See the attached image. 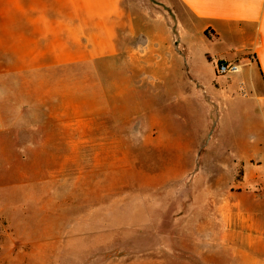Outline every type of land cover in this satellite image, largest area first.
I'll return each instance as SVG.
<instances>
[{
  "label": "rangeland",
  "instance_id": "374dc122",
  "mask_svg": "<svg viewBox=\"0 0 264 264\" xmlns=\"http://www.w3.org/2000/svg\"><path fill=\"white\" fill-rule=\"evenodd\" d=\"M147 2L177 23L172 8ZM220 51L208 47L198 64L216 72L229 62L216 61ZM139 66L125 52L0 78L11 132L0 154V264H264V245L250 249L237 207L223 206L243 176L224 151L254 137L257 115L238 114L242 102L210 109L177 93L175 70L154 81ZM61 76L69 84L53 81Z\"/></svg>",
  "mask_w": 264,
  "mask_h": 264
},
{
  "label": "crops",
  "instance_id": "0c3cea01",
  "mask_svg": "<svg viewBox=\"0 0 264 264\" xmlns=\"http://www.w3.org/2000/svg\"><path fill=\"white\" fill-rule=\"evenodd\" d=\"M157 1L172 8L177 23L147 0H0V78L128 52L154 81L175 70L177 93L184 98L201 97L210 109L225 102L244 103L238 114H255L259 121L250 127L254 137L238 139L224 151L243 168V176L238 180L242 192L231 190L223 206L225 211L229 207L228 213L237 207L243 230L249 229L248 247L259 248L264 245V0ZM208 47L221 48L213 55L216 61L244 65L230 76H217L198 64V57H212ZM227 48L237 49L241 57L225 53ZM176 57L177 66L171 62ZM198 89L207 90L208 96H199ZM10 134L0 98V154ZM251 187L259 192H247ZM246 197L253 199L252 206ZM232 200L237 204L230 205ZM228 219L223 224L229 225ZM224 232L229 241L231 231Z\"/></svg>",
  "mask_w": 264,
  "mask_h": 264
},
{
  "label": "built area",
  "instance_id": "2783aa9c",
  "mask_svg": "<svg viewBox=\"0 0 264 264\" xmlns=\"http://www.w3.org/2000/svg\"><path fill=\"white\" fill-rule=\"evenodd\" d=\"M238 63L218 61L216 62V72L220 76L229 75L238 72L240 69Z\"/></svg>",
  "mask_w": 264,
  "mask_h": 264
},
{
  "label": "trees",
  "instance_id": "16d2710c",
  "mask_svg": "<svg viewBox=\"0 0 264 264\" xmlns=\"http://www.w3.org/2000/svg\"><path fill=\"white\" fill-rule=\"evenodd\" d=\"M69 66V65H68ZM66 66H63V67H59L57 69H60V68H65ZM55 83L57 84H60V85H66V84H69L68 81L69 80H66L64 76H61V77H58V80H53Z\"/></svg>",
  "mask_w": 264,
  "mask_h": 264
},
{
  "label": "bare ground",
  "instance_id": "6f19581e",
  "mask_svg": "<svg viewBox=\"0 0 264 264\" xmlns=\"http://www.w3.org/2000/svg\"><path fill=\"white\" fill-rule=\"evenodd\" d=\"M239 69H241V68H239Z\"/></svg>",
  "mask_w": 264,
  "mask_h": 264
}]
</instances>
